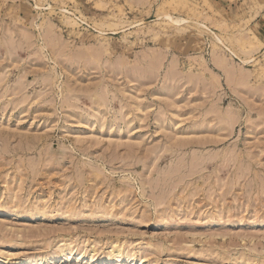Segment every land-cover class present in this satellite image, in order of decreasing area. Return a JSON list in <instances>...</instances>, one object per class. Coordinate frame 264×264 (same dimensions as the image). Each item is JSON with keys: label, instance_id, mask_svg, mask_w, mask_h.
Here are the masks:
<instances>
[{"label": "rangeland", "instance_id": "374dc122", "mask_svg": "<svg viewBox=\"0 0 264 264\" xmlns=\"http://www.w3.org/2000/svg\"><path fill=\"white\" fill-rule=\"evenodd\" d=\"M0 264H264V0H0Z\"/></svg>", "mask_w": 264, "mask_h": 264}, {"label": "bare ground", "instance_id": "6f19581e", "mask_svg": "<svg viewBox=\"0 0 264 264\" xmlns=\"http://www.w3.org/2000/svg\"><path fill=\"white\" fill-rule=\"evenodd\" d=\"M178 22V20H176Z\"/></svg>", "mask_w": 264, "mask_h": 264}]
</instances>
